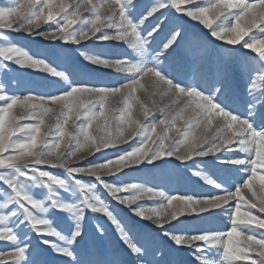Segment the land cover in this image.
I'll use <instances>...</instances> for the list:
<instances>
[{"label": "snow or ice", "instance_id": "1", "mask_svg": "<svg viewBox=\"0 0 264 264\" xmlns=\"http://www.w3.org/2000/svg\"><path fill=\"white\" fill-rule=\"evenodd\" d=\"M184 18L206 36L190 35ZM6 30L48 47L30 53ZM192 49L201 63L170 59ZM211 49L235 62L242 107L230 68L203 62ZM9 62L62 86L21 95L0 76V264H165V245L188 249L194 264H264V0H4L0 69ZM142 169L159 180L186 170L210 190L123 179ZM90 216L105 221L92 240ZM216 219L226 230L196 227ZM109 229L130 261L98 247Z\"/></svg>", "mask_w": 264, "mask_h": 264}, {"label": "rangeland", "instance_id": "2", "mask_svg": "<svg viewBox=\"0 0 264 264\" xmlns=\"http://www.w3.org/2000/svg\"><path fill=\"white\" fill-rule=\"evenodd\" d=\"M3 2L4 0H0V3ZM148 2L149 0H139L141 7L144 4H147ZM176 22L183 24L190 35L196 34L201 37L206 36V31L203 30L199 24L189 20L188 18L179 19ZM44 28L45 30H50L46 25L44 26ZM5 35L9 36L11 40L17 42L20 46L27 49L30 53H35L47 49L49 43L47 41H44L42 38L39 37L33 38L23 32L17 33L14 31L6 30ZM157 39L159 40L160 38ZM108 51H110L114 55H119L124 51V49L120 47H113L108 49ZM243 51L249 57V59H251L252 55H254L249 50H243ZM73 55H75L74 52ZM200 56L201 53L197 49H192L191 51H187V52L184 50H178L176 53H174L171 56L170 59L178 67L182 69L184 65L189 62H192L194 64L201 63ZM203 62L205 63L206 67H210L214 70H218L221 64H223L226 68H230V74L228 76L227 86L230 93L237 100L238 104L242 107L243 101L245 99L244 83L240 77L239 71L236 68L235 62L228 60H223V61L218 60L216 57L215 49L210 50V56H206ZM8 66L11 70L4 71L3 69H0V76H2V79L6 83L10 93L16 92L21 95H26L28 90L33 91L34 94L48 93V92H53L56 88L62 86V82H53L52 78H50L45 73H42L38 70L21 69L18 66L11 64L10 62ZM102 79L109 80L112 79V77L103 76ZM14 81L15 84H13ZM13 112L18 113L19 109L14 107ZM47 123L50 125L53 124L54 119L47 120ZM77 123H79V121H77ZM93 131L94 133L99 134L95 126L93 128ZM122 147L126 148L127 146L125 145ZM162 167L165 170H167L169 167H171V165H166ZM205 167L207 168V166ZM158 172H159L158 169H151V170L142 169L139 172H128V174L125 177H123V179L126 182H133V181L144 182L149 187L161 186L164 188V190L169 191L172 194L207 192L210 190L208 186L204 185L202 181L192 176L186 170H181L176 174H171L167 177V179L164 180H159L155 178ZM253 189L257 192V195L260 194L258 181L253 183ZM241 196L245 199H251L252 198L251 190L242 188ZM144 202L146 206H151V202L148 201L147 198H145ZM113 203L115 202L113 201ZM173 203L175 204V201ZM241 210L242 211L247 210V206H245L243 202H242ZM118 211L120 212V215L123 216L125 219L128 220L136 219L132 217L131 213L124 206H118ZM96 223L103 224L105 223V221L103 219L97 220L90 216L85 224V231L87 234V238L89 240H92L96 237V229H95ZM226 223H227L226 219H216L208 224L197 223L196 227H204V228L211 227L214 229L226 230L224 228V224ZM0 247H5V245H0ZM98 247L105 254L118 253L119 259L126 262L130 261V257L126 255V252L123 246L120 244L118 237L116 236L115 232L112 231L111 229H109L108 234L106 235L104 240L100 241ZM50 259H52L53 264H55L57 258L53 256L50 257ZM161 259L162 261L165 262V264H194L193 258L188 249H175V248L169 249L166 245H165V254L163 257H161Z\"/></svg>", "mask_w": 264, "mask_h": 264}]
</instances>
